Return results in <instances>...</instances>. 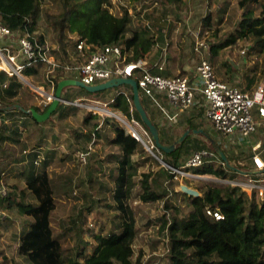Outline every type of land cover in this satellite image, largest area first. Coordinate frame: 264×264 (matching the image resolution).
<instances>
[{"label":"trees","instance_id":"16d2710c","mask_svg":"<svg viewBox=\"0 0 264 264\" xmlns=\"http://www.w3.org/2000/svg\"><path fill=\"white\" fill-rule=\"evenodd\" d=\"M41 1L0 0V17L4 24L16 30L23 27L26 16H29L31 18L30 29L37 33ZM128 1L149 3L148 0ZM253 1H239L242 13L235 31L221 41L212 42L210 47L212 54L234 44L241 38H252L255 42H263L264 45V2L261 3L259 14L255 15L254 10L249 7ZM61 2L63 10L61 14L56 16L53 24L58 31L59 46L56 49L51 48V53L60 60L61 66L48 76V82L53 81L54 83V93L58 83L63 78L79 77L76 70H67V64L63 62L65 58L70 59L72 57L68 53L69 46L77 56L81 57L79 61H75L76 64H80L97 47L110 44L121 45L125 54L129 51L133 52L132 56L127 54L128 61L138 60L143 58L145 53L149 52L157 42L164 43L165 35H167L165 30L168 28L169 35L174 31L176 21L180 18L184 20L186 16L183 15L182 10L178 9L183 0H153L150 2L151 5L153 4L152 7H146L142 13L136 11V14H132L129 5L125 3H121L122 6L117 12L111 11L112 0H61ZM159 7L161 10L157 12ZM173 11H175V15L172 14ZM211 18V12L206 15L205 12L200 14V18L197 19V26L203 21L206 27ZM136 19L144 22L146 26H143L144 28L136 26L134 23ZM71 32L77 37L74 41L68 38ZM128 33L131 35L129 36ZM178 36L193 39L186 28ZM38 38L41 41H46L43 34L38 33ZM81 39L90 46L89 49L87 47L83 51L78 49L77 42ZM60 51L65 53V58L58 57ZM209 60L211 61L210 56ZM151 70L164 76L172 75L171 69L159 71L154 68ZM43 73L46 75L42 66L25 69V74L30 77ZM4 83L7 85L3 86ZM252 83L253 78H250L246 87L249 88ZM22 85L23 83L19 78L0 70V115L5 111L9 113V117H0V154L5 153V151L10 152L12 150H8L10 144L22 145V141L25 140L24 135L27 136L26 138L31 137L30 134L24 132L26 129H21V117L28 116L27 118H32L34 123L39 126L38 128L34 127L39 132L34 147L31 149L24 148L22 156L15 158L16 163L27 161L26 163L30 165V169L27 171L26 167L23 168V174L26 188L35 200L32 202L22 199L16 203L20 212L33 219L29 227L21 234L19 253L26 257L28 264H139L142 257L141 252L138 258L133 260L134 242L138 235V227L136 213L130 198L136 185L135 175L138 170V164L134 162L133 156L145 150L144 143L129 133L126 127H121L117 122L115 124L114 120L108 118L109 116L104 117L100 123L89 130L66 128L69 136L73 137L78 146H82L84 149H88L89 142H94V137L98 135V132L100 133L102 124L105 123L115 133L112 140L114 151L108 154L107 159L109 164H113L109 172L112 186L108 183L109 180L104 183L99 176L94 177V172L90 173L89 171L88 174L90 175V182L100 183V190L105 189L111 193L112 204L110 206L112 205L116 212L112 229L96 235V243L91 242V251L86 246H89V240L83 238L84 232L81 223L85 213L83 212L84 209L76 212V219L74 217L71 221L77 227L82 228L78 235L79 244L67 248L63 241L55 236L51 222V215L57 208V202L50 165L58 154V150L55 147L50 148L48 141L57 140L58 132L55 128L57 126L55 118L64 119L68 109L77 106L59 101L48 117L39 119L35 115L27 113L25 108H28L19 100L18 95ZM87 96L101 98L100 100L109 102L108 104L114 110L134 118L152 138L149 127L134 105L131 85L122 84L97 92H90L79 85H67L62 92V98L70 102ZM148 101L143 97L145 107ZM50 105L51 102L44 106L34 105L31 108L37 114L44 116ZM149 116L159 129L161 142L164 145L176 143L179 134H174L172 126L168 123H165L163 127L160 126L150 111ZM91 117H95V115L90 114ZM182 117L187 129L192 130L201 126V123L195 122L192 117L187 120L185 113L180 118ZM84 122L88 123L89 118L85 117ZM22 123L27 125V129L30 128L28 120H24ZM5 143L8 145L5 146ZM205 146L213 150L216 155L206 160L202 165L193 167V172L197 174L210 173L219 178L233 179L238 172L230 169L223 162L216 145L204 144L198 137L193 136L192 131L183 142L176 143L171 151L167 152L156 146L153 147V150L169 165L180 167L186 163L196 149ZM191 150L193 151L192 154L190 153ZM43 151H46L44 155H42ZM90 154V158H95L98 162H105L99 157L97 151L90 152ZM61 157L64 159L63 156ZM65 157H68V154ZM154 161L157 165L156 170L143 172L141 179L143 192L139 195L140 199L143 202L162 199L165 201L166 208L175 207L169 198L172 193L176 192L174 188L178 184V180L174 179L173 169L164 165L157 157L154 158ZM38 165L40 166L38 167ZM236 166L243 168L241 165ZM88 188L85 189L86 199L88 202L89 200L92 202L89 205H95L100 198H95ZM185 188L189 189L187 186ZM201 190L203 191L201 195L181 192L189 207V212L186 215L181 218L174 217L170 221L166 215L163 216L162 228L167 227L169 235L166 264H264V198H259L257 190L249 195L241 186L231 183L206 185ZM22 197L24 198V195ZM1 200L9 202V196L6 195ZM11 205L9 204V206ZM91 207L88 206L86 209L91 210ZM208 208L219 209L224 214V218L216 219L209 215L207 213ZM153 259L149 260L147 264H150Z\"/></svg>","mask_w":264,"mask_h":264},{"label":"rangeland","instance_id":"374dc122","mask_svg":"<svg viewBox=\"0 0 264 264\" xmlns=\"http://www.w3.org/2000/svg\"><path fill=\"white\" fill-rule=\"evenodd\" d=\"M148 1L149 3H143L141 1L129 2L128 0H112L111 10L117 12L122 6L121 3H125L129 5V10L132 14H136V11L142 13L146 7L153 6V4L151 5L150 3L153 0ZM195 1H197V4L193 6L192 9L197 7L200 9V14H202L206 10V5H208L207 12H211L212 14L211 21L205 27V32L207 31V33H205L204 36L210 46L212 42L221 41L235 31L242 13V8L239 4L240 0H209V3H206L204 0ZM262 2H264V0H254L249 5V7L254 10L255 15L259 14ZM192 4L193 0H183L178 9L182 10L183 15L190 14ZM40 8L41 11L38 16L37 36L38 33L43 34L51 48L56 49L59 46V38L57 36L58 31L53 24L56 16L61 14L63 10L62 2L61 0H42ZM209 8H211L212 11ZM160 10L161 7L156 11L159 12ZM172 14L175 15V11H173ZM194 14H196V11L193 12V15ZM178 20H183V18ZM134 23L136 26H140V28L146 26L144 22H140L137 19ZM128 35L130 36L131 33H128ZM68 38L69 40L74 41L77 37L71 32L69 33ZM174 38L175 40L173 42L172 50L175 51V53L173 54H176L181 58L184 56L187 58L189 51L187 49L188 47L186 48V41L182 48L181 44L183 43L182 39L184 38L181 36H175ZM153 47L151 49L152 53L154 52ZM68 49V53L72 56L70 59L65 58V53H62L61 51L59 52L58 57L62 59L65 58L63 62H66L67 65L75 64V61H79L81 57L77 56V54L70 49V46ZM127 54L132 56L133 52L129 51ZM219 56L220 58L218 60L221 59L222 62L225 61V64H227L226 69L231 67L230 72H234L233 75H230V78L234 76V78L238 79L235 85L250 91L258 84L264 83L263 42H255L252 38H241L234 44L224 47V49L220 51ZM176 58L177 57L174 59ZM211 61L213 62V59H211ZM186 62L188 66L190 64L189 58ZM170 69L174 70V73L179 71L180 67L177 64V60L170 65ZM182 71L183 70L180 72L182 73ZM250 78H253V83L250 86L251 88H248L246 86L248 81H250ZM28 79L32 85L43 87L46 91L53 92V87L51 83L48 82L49 79L45 73L37 74L34 77L28 76ZM22 83L23 85L20 88L18 98L28 108L25 109L29 110V108L34 105L44 106L45 104L42 103L41 100L45 98V96L39 95L36 90L31 88V84L24 81ZM100 99L101 98L98 99L87 96L83 100L75 102L67 101L68 104H74L77 107L68 109L64 119L58 120L55 118V123L57 124L55 128L58 132L57 140L48 141L50 148L55 147L58 150V154L54 157L53 162L50 165L57 202V208L51 215V222L55 236L59 237L67 248H72L79 244L78 235L82 228L77 227V225L71 221L74 217L76 219V212L84 209L83 212L85 213L81 224L84 232L83 238L89 240V246H86L90 251L92 249L91 242L96 243V235L103 232L106 233L112 229L114 216L116 215L112 205L110 206V204H112L110 198L111 193L105 189L100 190V183L90 182V175L88 174L89 171L90 173L94 172V177L99 176L100 180L104 181V183L109 180L108 183L112 186L109 172L112 169L113 164H109L110 162L107 159L108 154L114 151L112 140L115 133L112 128L106 126L105 123L102 124L100 133L98 132V135L94 137V142H89L88 147L86 146L88 149H84L82 146H78L76 140L73 137H70L66 130V128H79L82 130L92 129L94 125L100 123L103 118H107V116H109L108 118L112 121L114 120L115 124L117 122V124L122 127L119 119L113 114H109L104 109L99 108L98 112L90 110V105L95 101L107 102ZM100 106L104 107V105ZM106 107L109 110L122 113L121 111L114 110L109 104ZM90 114L95 115V117L90 118ZM8 115L9 113L5 111L0 117H9ZM85 117L89 118L88 123L84 122ZM31 124L35 125L34 122ZM34 125H31L30 128L24 131L26 134H30L31 137L26 138L27 136L24 135L25 142L22 141V145H10L8 147L15 150L16 153L14 155L10 154L11 151H5L0 157V182L5 184L6 189L8 190L7 196H9V202H4L0 198V264H28L26 257L19 253V245L21 234L29 227L33 219L20 212L16 203L18 200L22 199L25 201L30 200L32 202H35V200L26 188L25 176L23 174V168L26 167L27 171L30 169V165L29 163H26L27 161L16 163L15 158L22 156L21 154L24 152V148L31 149L34 147L36 136L39 133L34 128ZM20 127L24 130L27 126L21 122ZM126 130L128 131L127 128ZM215 132L219 133V135L221 134L216 130ZM212 134L214 133L212 132ZM144 146V151H140L133 156L134 162L138 164V170L135 175L136 185L133 188L132 197L130 198V202L136 213L138 227V235L134 242L135 253L133 260H136L141 252L142 257L139 264H147L152 258L154 259L150 264H166L169 235L167 233V227L162 228L163 216L166 215L170 221L174 217L181 218L189 212V207L184 201L181 192L197 195L203 193L201 188L203 186L206 187V185H224L227 183L234 185V183L230 181L229 178H219L210 173L180 177V179H177L178 184L174 188V191L176 192L172 193L169 197L173 204H175V207L172 206L171 208H166L165 201L162 199L152 202H143L139 196L140 193L143 192L141 186L143 172L155 171L157 168L154 161L156 156L145 144ZM93 151H97L99 157L105 162H98L97 159L90 158V152ZM45 152L46 151H43L42 155H44ZM82 153H87L86 161L81 160ZM8 154H10L9 160H7V157H4V155L7 156ZM66 154H68V157H65ZM61 156H63L64 159H62ZM39 166L40 165H38V167ZM190 171L194 170L191 169ZM82 179H84V181H82ZM182 182L192 190L186 189ZM87 187H89V192L93 193L95 198H100L99 202H96L95 205H89L92 204V202L90 200L88 202L86 199L85 189ZM177 192L178 194H176ZM23 195L24 198L22 197ZM9 204L12 205L9 206ZM88 206H92L91 210L86 209Z\"/></svg>","mask_w":264,"mask_h":264},{"label":"built area","instance_id":"2783aa9c","mask_svg":"<svg viewBox=\"0 0 264 264\" xmlns=\"http://www.w3.org/2000/svg\"><path fill=\"white\" fill-rule=\"evenodd\" d=\"M25 20L21 29L14 30L4 24L0 17V70H4L10 76H16L22 82L31 84L25 74L27 67L42 66L46 76H49L51 72L61 66V62L51 53V46L47 40L41 41L36 31L30 29L31 18L26 16ZM168 20L170 19L168 18ZM187 27L194 39V51L198 53L197 80L195 81H191L188 76L182 74L164 76L154 73L143 58L128 61L127 54L123 53L119 44L99 46L80 64L66 65V69L76 70L79 80L86 85L97 84L114 77L135 78L140 92L150 96L155 105L171 122L177 118L180 112L201 103L199 100L201 98L205 106V118L212 123L215 130L226 135L237 132L241 138H248L257 131L259 125L254 112L256 111L259 117L264 118V83L258 84L249 91L219 79L212 62L204 53V51L210 52L211 47L204 38L207 33L204 22L201 21L196 28H191L187 18L177 20L174 32L180 34ZM165 33L168 35V28ZM155 46L158 54L154 66L162 71L168 63L172 46L171 38L166 36L164 43L157 42ZM77 47L80 51H83L85 47L90 48L82 39L77 42ZM82 54L84 55V53ZM50 83L53 92L31 84L32 89L36 90L39 95L45 96L41 100L45 105L54 99V83L53 81ZM6 85L7 83L3 84V86ZM161 94L166 96L173 111L162 103L159 97ZM200 95L201 97H198ZM108 103L95 101L90 105V110L98 112V109L101 108L109 114H113L119 119L121 125L128 129L129 133L153 149L155 142L153 138L146 136L148 132L143 126L134 118H128L120 112L109 110L106 107ZM100 105H104V107ZM27 113L31 112L27 110ZM136 126L142 127L144 134L139 132ZM215 155L213 150L203 148L196 150L184 165L180 167L168 166L173 169L174 179H180V177L194 175L190 171L193 167L202 165ZM86 157L87 153L81 154L82 161H86ZM254 162L258 169L264 168V161L260 156L255 155ZM233 183L241 186L249 195L257 190L259 198H264V185L252 176H248L247 181H233ZM6 195H8V190L5 184L0 182V198ZM207 213L216 219L224 218V214L219 209L208 208Z\"/></svg>","mask_w":264,"mask_h":264},{"label":"crops","instance_id":"0c3cea01","mask_svg":"<svg viewBox=\"0 0 264 264\" xmlns=\"http://www.w3.org/2000/svg\"><path fill=\"white\" fill-rule=\"evenodd\" d=\"M185 1H187V0H185ZM204 1L206 3H209V0H204ZM196 4H197V1L193 0V4L191 6V9ZM207 7H208V5H206L205 15L207 14ZM209 9L212 11L211 8H209ZM194 11H196V14L193 15ZM185 18H187L188 23L191 26V28H196L197 24H198L197 19L200 18V9L195 7L194 9L191 10L190 14H187L185 16ZM187 31H188V27H187ZM165 36H169L171 38L172 46H173V42L175 40L174 37L178 36V34H175V32L173 31L169 35H165ZM182 38H184V37H182ZM187 38L182 39L183 43L181 44V47L182 48L184 47V42L186 41V48L188 47L187 49L189 51V54H188L189 57L187 56V58H186V56L183 55L184 57L181 58V57H178L176 54H173V53H175V51L172 50L173 47L171 46L170 54H169L168 61H167L168 63L166 64L165 69L166 70L170 69V65H172V63L175 62V60H177V64L180 67V69L177 73H174V70L171 69L172 75H177V74L186 75L190 78L191 81H195V80H197L196 65L198 62V53L194 51L193 39L192 38L187 39ZM187 44H188V46H187ZM153 48H154V52L152 53V51L150 50L149 52H147L144 55L143 59L147 61L148 67H150L151 69L154 70V68L158 69L157 67L154 66V61L156 60V57H157V47L154 46ZM222 49H224V48H222ZM222 49L218 50V52L214 53V54L211 53V49H210V52L204 51V53L207 55L208 58L210 56V58L213 59V62L212 61L211 62L215 68L216 74L219 77V79L226 81L230 84H235L238 81V79L234 78V76L232 78H230V75L234 74V72H232V71L230 72L231 67H228L226 69L227 64H225V61L222 62L221 59L218 60L220 58V56H219L220 51ZM175 57H177V58L174 59ZM188 58H189L190 64L187 66L186 61L188 60ZM181 70H183L182 73L180 72ZM63 79H65V78H63ZM73 79H79V78L75 77ZM141 96H142L141 97L142 102H143V97H144V99L149 100L148 103H146L147 106L146 107L144 106V107L146 108L148 115H149V111H150V114H152L155 121L158 122L160 124V126L163 127L165 123L170 124L174 130V134H179V137L186 130H190L189 134L192 131L193 136L198 137L199 140H201V142H203L204 144L216 145L218 150L219 149H222L223 151L225 150V154L227 155L231 164H233L235 166L236 165L243 166V168H238L236 166L238 169H240L243 172L237 171L238 174L233 179H230V181H232V182L233 181H247L248 176H250V177L252 176L255 179H257L259 182H261L262 185H264V168L258 169L255 162H254V156L255 155L260 156L262 158V160L264 161V118L259 117L258 114L256 113V111L254 112V116H255V119L258 120V122H259L258 129H257V131L252 133L248 138L243 139L240 137V135L237 132L234 134H231V135H226V134H223L221 132H220L221 134L219 135V133L215 132V129H214L212 123L207 118H205V113H204L205 106H204V102L201 100V98L199 99L201 101V103L194 105L193 107H190V108L186 109L185 111L180 112L179 115L177 116V118L171 122L167 119V117L160 110V108L157 105H155V102L152 100V98L150 96L146 95L144 92H142ZM159 97H160L162 103L164 105H167V107H169L171 109V111H173V108L169 105L168 99L166 98V96L164 94H161ZM198 97H201V95ZM83 99L84 98H79L75 101H79V100H83ZM52 101H51V103H52ZM60 102H67V101L62 98V100H60ZM30 109H32V108H29V110ZM184 113L187 115V120H188V118L192 117L195 122L201 123V126L199 128H193L192 130L189 128L187 129L186 124L183 120V117L180 118L181 115ZM27 117L28 116H23V117H21V120L22 121L28 120V123H30V126L34 125V124H31L32 122H34L32 120V118L30 119ZM22 121H20V123ZM25 126H27V125H25ZM34 127L38 128L39 126L37 124H35ZM136 128H137V130H139V132L143 133L144 130L142 129V127L136 126ZM25 129H27V128H25ZM196 129H197V131H195ZM212 132L215 135L212 134ZM146 136H148V135H146ZM177 140H176V142H177ZM7 145H8V143H5V146H7ZM204 148H206V146ZM9 149H11V148H8V150ZM201 149H203V148H201ZM196 150H200V149H196ZM13 152H15V150H11L10 154L14 155ZM192 152L193 151L191 150L190 153L192 154ZM10 154H8L7 156L4 155V157H7V160H9ZM1 156H2V154H0V157ZM191 172H192V174H194L192 176L201 175V174H197L193 171H191ZM183 186H187V185L183 183ZM250 191L251 190H249V193H251ZM197 195H201V194H197Z\"/></svg>","mask_w":264,"mask_h":264},{"label":"water","instance_id":"95a60500","mask_svg":"<svg viewBox=\"0 0 264 264\" xmlns=\"http://www.w3.org/2000/svg\"><path fill=\"white\" fill-rule=\"evenodd\" d=\"M122 84H129L132 86L133 88V97H134V105L136 107V109L138 110V112L140 113L143 121L145 122V124L149 127L150 133L152 135V138L155 142V146L159 149L165 150V151H171L172 149H174L175 144L176 143H181L184 141L185 137L189 134L190 130H186L177 140L176 143H173L171 145H164L161 140H160V133H159V129L157 127V125L152 121V119L150 118V116L147 113L146 108L143 105L142 99H141V92H140V88L138 85V82L135 78H131V77H114L111 79H108L104 82H100L97 84H91V85H86L85 83H83L81 80L79 79H73V78H65L63 80H61L58 83L56 92L54 94V99L50 105V107L48 108L46 114L44 116L37 114V112L33 109L28 110L29 112H31L33 115H35L36 117H38L39 119H44L45 117H48V115L56 108L57 104L59 103L60 100H62V91L63 88L67 85H79L82 86L84 88H86L88 91L90 92H97V91H102L111 87H117L119 85ZM197 131V129L195 130ZM148 149L160 160L164 163V165H169L167 162H165L161 156L157 155L153 149H151L150 147H148ZM218 153L221 157V159L225 162V164L233 170H237V171H241L240 169H238L235 165L231 164L227 155L225 154V152L222 149L218 150ZM243 172V171H241Z\"/></svg>","mask_w":264,"mask_h":264}]
</instances>
